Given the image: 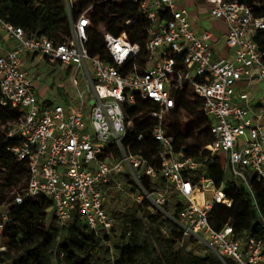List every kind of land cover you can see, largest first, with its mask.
<instances>
[{"label":"built area","instance_id":"1","mask_svg":"<svg viewBox=\"0 0 264 264\" xmlns=\"http://www.w3.org/2000/svg\"><path fill=\"white\" fill-rule=\"evenodd\" d=\"M129 1L146 19L145 42L140 46L125 33L102 31L104 57L88 50L90 8L70 18L69 38L60 44L26 35L0 20V105L19 114L8 130V137L19 143L8 150L28 169L23 195L16 194L14 203L43 196L51 201L58 224L79 215L95 236L112 239L118 224L107 204L114 194L125 193L175 223L184 238L223 264L225 258L236 264H264L262 240L236 233L229 224L213 228L212 205L231 209L232 201L202 171L205 158L217 156L220 162L223 156L224 174L235 187H245L257 207L250 181L264 185V94L248 89L264 82V51L254 40L264 30V20L240 0H204L210 16L227 25L230 57L216 59L212 32L197 33L188 11L174 0ZM64 2L69 11L72 0ZM3 40L13 41L10 49L3 50ZM25 56L63 70L71 87L62 93L63 105L37 98L34 80L22 66ZM184 90L200 100L209 122L211 141L202 148L203 161L176 151L174 137L163 127L171 112L182 122L189 119L177 107ZM146 101L156 107L149 110L156 121L150 130L157 144L153 161L142 154L145 145L133 153L124 143L132 124L128 111ZM168 189L183 203L173 214L164 211ZM8 213L6 205L0 206V264L7 251L3 234Z\"/></svg>","mask_w":264,"mask_h":264},{"label":"trees","instance_id":"2","mask_svg":"<svg viewBox=\"0 0 264 264\" xmlns=\"http://www.w3.org/2000/svg\"><path fill=\"white\" fill-rule=\"evenodd\" d=\"M248 5L254 16L264 20V0H240ZM90 8L89 53L104 57L105 47L101 31L118 36L125 33L131 43L143 46L146 39V19L138 12L137 5L129 0H72L70 9L64 0H0V20L24 30L26 35L45 37L55 44L65 42L70 34V18H77ZM131 22V24H127ZM101 30V31H100ZM258 47L264 51V30L254 36ZM178 108L189 115L182 122L176 112L168 114L163 127L175 140L176 151L183 150L202 161L203 146L211 141L209 122L203 116L201 102L184 90L178 99ZM156 107L146 101L128 111L132 124L128 127L125 144L132 152L142 149L145 158L153 161L157 144L150 136L156 121L149 110ZM19 119V114L0 105V206L8 207V221L4 229L3 242L7 251L1 257L2 264H101L97 253L109 255L111 240L95 236L90 232L79 215L66 224L56 222L52 203L40 196L25 198L21 204L14 203L16 194L23 195L28 180V169L24 161L18 162L11 149L18 145L16 138L8 137V130ZM10 125V126H9ZM143 135V141L137 136ZM195 142L189 145V140ZM203 174L221 188L232 201L231 209L213 204L209 217L214 229L229 224L236 233H245L260 239L264 244V185L250 181L257 207L245 187H235L222 169L217 156L205 158ZM201 170L196 171L199 176ZM147 187L148 183L144 179ZM163 186V182L159 181ZM150 189V187H149ZM174 213L183 203L175 202ZM52 211V220L58 228L50 227L47 210ZM120 226V242L113 247L111 264H223L213 253L200 254L199 247L191 238H184L181 229L161 213H151L145 202L133 203L122 212L113 214ZM62 233L66 234L59 241ZM226 264H236L225 258Z\"/></svg>","mask_w":264,"mask_h":264},{"label":"rangeland","instance_id":"3","mask_svg":"<svg viewBox=\"0 0 264 264\" xmlns=\"http://www.w3.org/2000/svg\"><path fill=\"white\" fill-rule=\"evenodd\" d=\"M101 31V30H100ZM102 32V31H101ZM22 66L28 71L30 77L34 80L35 87L40 89V92L45 94V97L49 98L50 101L54 103L63 105L64 100L62 98V93L71 91L70 81L67 78L66 74L59 67H53L45 63L39 57L34 59L31 56H27L22 59ZM258 89V95L264 94V82H257L251 84L248 90ZM10 126V125H9ZM195 142V139L189 140V145ZM221 165H225L223 156H221ZM169 194V203L165 205L164 211L169 214L174 213V203L177 201V196L172 190L168 189ZM206 198L210 199V193H206ZM134 203L132 197L125 193H116L110 198L107 207L110 213L115 214L117 212L124 211L127 207L131 206ZM47 224L52 228H58V225L54 220H52V211L51 209L47 210ZM120 226L116 227L114 237L108 242L107 246L110 247L109 255L103 253H97L96 257L101 260V264H111L113 247L120 242ZM66 238V234L62 233L59 237V241H63ZM200 254H203L207 251L199 248Z\"/></svg>","mask_w":264,"mask_h":264},{"label":"crops","instance_id":"4","mask_svg":"<svg viewBox=\"0 0 264 264\" xmlns=\"http://www.w3.org/2000/svg\"><path fill=\"white\" fill-rule=\"evenodd\" d=\"M177 7L185 9L189 13L190 22L194 30L202 34L205 30L212 32L211 44L213 46L216 59H226L230 57V51L226 48L225 39L227 25L210 16V6L204 0H174ZM13 41L3 40L1 46L3 50L10 49ZM27 56H25L26 58ZM32 58V57H31ZM36 87V95L40 100L45 99V94Z\"/></svg>","mask_w":264,"mask_h":264}]
</instances>
